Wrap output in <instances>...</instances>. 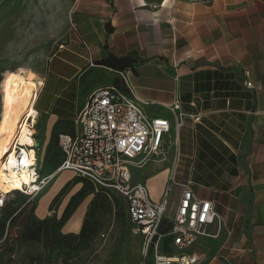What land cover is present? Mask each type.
Masks as SVG:
<instances>
[{"label": "crops", "instance_id": "1", "mask_svg": "<svg viewBox=\"0 0 264 264\" xmlns=\"http://www.w3.org/2000/svg\"><path fill=\"white\" fill-rule=\"evenodd\" d=\"M161 1L73 0L70 26L38 72V157L49 162L53 182L37 201V217L52 211L60 218L84 183L91 187L72 171H57L58 135L77 134V110L95 88L119 83L123 71L143 111L171 125L163 155L136 168L142 175L132 180L159 200L171 171L176 178L181 168L176 181L190 180L193 194L212 202L221 229L198 237L196 264H264V0ZM104 58L127 65L114 69ZM156 176L162 184L155 194ZM57 195L59 205L49 210ZM90 199H79L61 233L80 231Z\"/></svg>", "mask_w": 264, "mask_h": 264}, {"label": "built area", "instance_id": "2", "mask_svg": "<svg viewBox=\"0 0 264 264\" xmlns=\"http://www.w3.org/2000/svg\"><path fill=\"white\" fill-rule=\"evenodd\" d=\"M164 3L162 0L159 5ZM118 73L119 83L95 88L77 110L75 120L80 131L73 136L58 135L62 159L57 171H72L86 180L95 192L123 198L131 231L141 239V264H196L201 256L192 249L193 245L200 236H217L221 217L210 200L199 199L193 194L190 180L176 181L174 171L169 174L159 200L150 197L143 182L132 180L131 168H140L153 156L163 155L161 146L171 125L163 117L148 116L132 94L125 73ZM245 86L259 89L260 83L246 80ZM178 107V103L173 104L174 109ZM180 124L176 120L175 133ZM31 148L32 164L25 163L27 154L24 156L22 152L17 153L15 162L17 170L29 168V172L26 170L29 181L14 190L28 198L37 196L49 181L39 170L38 142ZM177 189L178 194L174 192ZM171 191L174 197H170ZM166 225L169 228L161 231Z\"/></svg>", "mask_w": 264, "mask_h": 264}, {"label": "rangeland", "instance_id": "3", "mask_svg": "<svg viewBox=\"0 0 264 264\" xmlns=\"http://www.w3.org/2000/svg\"><path fill=\"white\" fill-rule=\"evenodd\" d=\"M72 2L73 0H0V84L5 71L21 66L30 65L38 74L45 57L62 41L61 35L70 26ZM1 113L0 92V134L5 130ZM35 124L32 129L39 142ZM39 146L38 143L40 149ZM48 164L47 160H40L38 157L42 176L48 175ZM181 173L182 169L178 168L176 180L182 179ZM131 175L133 178L141 176L142 169L131 168ZM152 181L156 186V194L162 179L156 176ZM52 182L53 179H50L34 198H28L18 191L0 197V204L3 203L0 205V264H141V239L131 231L123 198L115 194L107 197L97 193L86 183L81 190L86 195L90 194V203L94 198L95 202L91 205L89 203L87 207L90 215L85 213L84 235L76 237L80 231L69 233L61 245L50 247L41 241L21 239L19 220L8 227L6 221L12 209L24 207L26 214L32 210L38 215L35 211L37 201ZM148 193L155 200L151 189H148ZM59 197L57 195L50 203L49 210H56ZM66 209L67 207L64 211ZM51 214L52 211L43 218L52 217Z\"/></svg>", "mask_w": 264, "mask_h": 264}, {"label": "bare ground", "instance_id": "4", "mask_svg": "<svg viewBox=\"0 0 264 264\" xmlns=\"http://www.w3.org/2000/svg\"><path fill=\"white\" fill-rule=\"evenodd\" d=\"M42 82V78L30 66H21L2 74L1 116L5 130L0 134V197L21 188L30 179L26 172H29V168L17 170L15 162L17 153L22 152L24 156L27 154L25 163H33L31 147L36 139L32 136V128L37 118L33 104Z\"/></svg>", "mask_w": 264, "mask_h": 264}, {"label": "trees", "instance_id": "5", "mask_svg": "<svg viewBox=\"0 0 264 264\" xmlns=\"http://www.w3.org/2000/svg\"><path fill=\"white\" fill-rule=\"evenodd\" d=\"M107 31L110 30L108 25L106 26ZM101 64L105 63L109 65L110 67H113L114 69H122L127 65V62L125 59H115V58H107L105 60L102 59ZM100 194H103L107 196L106 194L102 192H97ZM85 194L83 190H80L77 192L70 200L67 209L64 211L61 218H56L55 216L47 217V218H38L33 211H29L28 214H26V210L24 207L20 209H12L10 214L7 218L8 227L11 226L16 220H19V225L21 226L20 231V237L21 239H30V240H37L41 241L45 246L50 247H58L61 245L64 241V239L67 237L68 234H63L60 232V228L64 221L68 218L70 215L73 207H75L79 201V199ZM108 197V196H107ZM95 199V198H94ZM94 199L90 203L93 204L95 201ZM3 205V203H2ZM1 205V206H2ZM86 215H90V211L87 210ZM5 225V224H3ZM86 221H83L82 227L80 229V232L76 237H80L84 235V232L86 231ZM169 228V225L163 226L161 228V231H166ZM4 229V226L2 227Z\"/></svg>", "mask_w": 264, "mask_h": 264}]
</instances>
